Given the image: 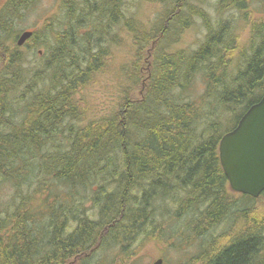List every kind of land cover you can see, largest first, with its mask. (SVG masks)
Segmentation results:
<instances>
[{
  "label": "trees",
  "instance_id": "trees-1",
  "mask_svg": "<svg viewBox=\"0 0 264 264\" xmlns=\"http://www.w3.org/2000/svg\"><path fill=\"white\" fill-rule=\"evenodd\" d=\"M128 1L61 0L60 15L22 46L15 21L33 0L0 3V264H130L144 242L168 243L166 223L176 237L182 225L209 237L185 264H264L257 198L230 188L219 157L222 136L264 96V16L235 62L233 23L213 24L208 0H146L163 4L152 23ZM252 3L218 5L250 16ZM196 19L205 41L173 51ZM120 27L136 57L127 90L113 113L80 124L87 107L77 95L106 68ZM199 74L204 90L190 99ZM240 216L241 231L215 234Z\"/></svg>",
  "mask_w": 264,
  "mask_h": 264
},
{
  "label": "rangeland",
  "instance_id": "rangeland-1",
  "mask_svg": "<svg viewBox=\"0 0 264 264\" xmlns=\"http://www.w3.org/2000/svg\"><path fill=\"white\" fill-rule=\"evenodd\" d=\"M2 1L3 0H0V3ZM218 2L219 0H208L205 4L206 10L213 24H216L221 19L228 20L224 22L233 23L234 28H231L230 31L232 38H234V40L236 39L235 43L237 50L234 57L236 62L240 57L242 50H244L249 45V40L251 38V22H253V18L255 16H264V0H252V10L254 13L250 16L239 11L230 13H227L226 11L220 12ZM60 6L61 0H33L32 5L22 13L23 16L15 21V29L18 31L16 37L25 30H38L43 27L46 21L51 17L55 18L59 16ZM128 6L130 7V12H132L141 22L145 23L154 22L157 15L160 11H162L163 8V4L149 2L146 0H129ZM246 16L249 19H247ZM114 33H120L123 37L120 39L119 45L117 46L114 44H108L111 45V50L109 52L110 55L108 57L109 59L107 60L106 68H104L102 72L95 74V76H93L92 82L84 87L79 95H77V98L81 100L80 104L87 107V111L84 113V118L80 124H86L88 119H94L113 113L121 101L123 91L127 90L126 85L129 84L128 75L131 70H129L127 73H125L124 70L127 67L129 68V66L132 64V61L136 58L134 56V48L132 46V35L127 34L124 28H115L112 31V34ZM206 34V28L200 19H196L194 25L186 30L182 36H180L178 40L179 42L173 46L172 50H193L197 48L198 45L205 39ZM24 48L25 49L23 50L26 51L28 60L31 61L30 65H33V62L36 59L35 53L29 50L27 47ZM41 56H44L43 51L38 57L40 58ZM204 86L205 85L202 75L199 74L196 77L192 87L186 91L187 96L190 99L199 100V96L202 94ZM138 94L139 91L135 92L133 95L137 96ZM12 195V188L6 187L4 192L1 191V200L5 202L10 199ZM231 195L238 203L237 212L239 209L240 211L246 210V213L249 216L250 209L247 208L248 203H245L244 206L242 203H240L243 202L241 196L232 193ZM254 206V209L256 208L255 210L258 211V213L255 211L257 215L260 218L264 217V194L257 198V200L254 202ZM242 219L246 218L240 216L237 219V226L231 229L230 224H228L215 234L218 233L219 237L221 235H225L224 233L230 236L236 231H241L243 227ZM177 227L178 222H176L174 229ZM161 231L165 236L164 239H166L168 243L162 240L144 242L136 251V256L132 258L130 264H153L159 258L164 260L163 264L189 263L194 260L195 257L200 256V249L205 248V246L203 247L201 243L205 244L206 241L208 243L209 237L206 236V238H204L202 235L197 234H194V236L192 232H190V229L184 225H182L181 230L179 229L181 234L177 237L173 235V227L171 224H162ZM211 233L214 232L209 231L208 235L213 236L214 234ZM191 237H195V241L194 239L192 241ZM199 244H201V248H199ZM117 264H121L120 261H117Z\"/></svg>",
  "mask_w": 264,
  "mask_h": 264
},
{
  "label": "water",
  "instance_id": "water-1",
  "mask_svg": "<svg viewBox=\"0 0 264 264\" xmlns=\"http://www.w3.org/2000/svg\"><path fill=\"white\" fill-rule=\"evenodd\" d=\"M33 31L21 33L22 45ZM219 157L230 188L258 198L264 192V96L252 104L237 125L225 133L219 144ZM162 258L153 264H163Z\"/></svg>",
  "mask_w": 264,
  "mask_h": 264
},
{
  "label": "bare ground",
  "instance_id": "bare-ground-1",
  "mask_svg": "<svg viewBox=\"0 0 264 264\" xmlns=\"http://www.w3.org/2000/svg\"><path fill=\"white\" fill-rule=\"evenodd\" d=\"M52 19H53V18H52ZM139 24H140V23H139ZM141 24H142V23H141ZM37 31H38V30H37ZM21 32H22V31H21ZM34 33H35V32H34ZM20 35H21V34H20ZM20 35L18 36V39H19ZM29 40H30V38H29L27 41L29 42ZM27 41H26L25 43L28 44ZM204 41H205V40H204ZM25 43H23V44H25ZM23 44H22V45H23ZM19 45H20V44H19ZM22 45H20V46H22ZM25 45H26V44H25ZM25 45H24V46H25ZM29 48H30V47H29ZM245 49H246V48H245ZM41 51H43V50H41ZM30 52H31V51H30ZM26 57H27V56H26ZM33 59H34V58H33ZM195 74H196V73H195ZM78 94H79V93H78ZM262 250H263V249H262ZM199 253H200V252H199ZM119 258H120V257H119Z\"/></svg>",
  "mask_w": 264,
  "mask_h": 264
}]
</instances>
